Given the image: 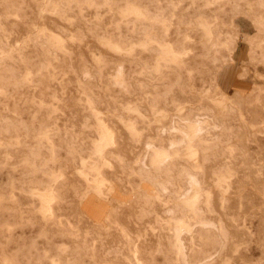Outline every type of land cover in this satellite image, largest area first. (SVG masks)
I'll return each mask as SVG.
<instances>
[{"label": "rangeland", "instance_id": "1", "mask_svg": "<svg viewBox=\"0 0 264 264\" xmlns=\"http://www.w3.org/2000/svg\"><path fill=\"white\" fill-rule=\"evenodd\" d=\"M0 264H264V0H0Z\"/></svg>", "mask_w": 264, "mask_h": 264}, {"label": "crops", "instance_id": "2", "mask_svg": "<svg viewBox=\"0 0 264 264\" xmlns=\"http://www.w3.org/2000/svg\"><path fill=\"white\" fill-rule=\"evenodd\" d=\"M233 51H234V53L232 52L231 60L224 65V68L222 69V73L219 75V77H218V75L216 76L219 85L222 86L224 89L226 87L230 86L231 85L230 83H233L236 86L237 89H241L240 85L242 84V82L238 81V78H235L236 76H238L237 75L238 71L235 70L234 73H233V69L232 68L234 67L233 66L234 62L236 60H240L241 59V57L243 56V52L239 50V46L236 47L235 50H233Z\"/></svg>", "mask_w": 264, "mask_h": 264}, {"label": "bare ground", "instance_id": "3", "mask_svg": "<svg viewBox=\"0 0 264 264\" xmlns=\"http://www.w3.org/2000/svg\"><path fill=\"white\" fill-rule=\"evenodd\" d=\"M203 30V29H202ZM214 100V99H213ZM225 107V106H224ZM224 110V109H223ZM222 110V111H223ZM187 127V126H186ZM100 132V131H99ZM99 138V143H98V153H101V148L111 139V135L110 133L106 130V128H104L103 126H101V133ZM159 155V154H158ZM154 156V155H153ZM95 185V184H94ZM114 190V188H111V192ZM90 198V197H88ZM88 200V199H87ZM46 209V208H45ZM49 209V208H48ZM47 210V209H46ZM215 243V242H214Z\"/></svg>", "mask_w": 264, "mask_h": 264}]
</instances>
